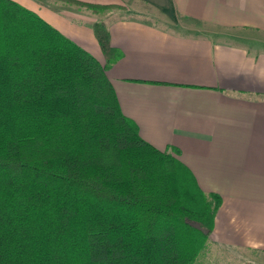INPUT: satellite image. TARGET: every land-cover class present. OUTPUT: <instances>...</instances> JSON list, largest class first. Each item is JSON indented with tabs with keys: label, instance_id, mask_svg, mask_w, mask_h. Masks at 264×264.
Returning <instances> with one entry per match:
<instances>
[{
	"label": "trees",
	"instance_id": "trees-1",
	"mask_svg": "<svg viewBox=\"0 0 264 264\" xmlns=\"http://www.w3.org/2000/svg\"><path fill=\"white\" fill-rule=\"evenodd\" d=\"M93 30L104 65L0 0V264L199 263L221 198L141 138L107 75L106 23Z\"/></svg>",
	"mask_w": 264,
	"mask_h": 264
},
{
	"label": "crops",
	"instance_id": "crops-1",
	"mask_svg": "<svg viewBox=\"0 0 264 264\" xmlns=\"http://www.w3.org/2000/svg\"><path fill=\"white\" fill-rule=\"evenodd\" d=\"M12 1L103 65L93 24L106 23L123 114L221 198L208 249L264 264V0H72L111 7L106 18L63 0ZM145 9L161 22L134 16Z\"/></svg>",
	"mask_w": 264,
	"mask_h": 264
},
{
	"label": "rangeland",
	"instance_id": "rangeland-1",
	"mask_svg": "<svg viewBox=\"0 0 264 264\" xmlns=\"http://www.w3.org/2000/svg\"><path fill=\"white\" fill-rule=\"evenodd\" d=\"M97 13H100L98 16L102 18H106V16L110 15V12L107 10H99ZM134 16L149 21L157 22L158 20L161 22L159 15H156L154 12L148 9H145L140 14H135ZM198 262L203 264H256L252 258H250V256L246 255L245 253L228 252L215 246L206 249V251L201 256H199Z\"/></svg>",
	"mask_w": 264,
	"mask_h": 264
}]
</instances>
